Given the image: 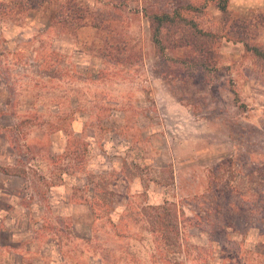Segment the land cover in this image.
<instances>
[{"label":"rangeland","instance_id":"1","mask_svg":"<svg viewBox=\"0 0 264 264\" xmlns=\"http://www.w3.org/2000/svg\"><path fill=\"white\" fill-rule=\"evenodd\" d=\"M218 2L0 1V264H264V0Z\"/></svg>","mask_w":264,"mask_h":264},{"label":"trees","instance_id":"2","mask_svg":"<svg viewBox=\"0 0 264 264\" xmlns=\"http://www.w3.org/2000/svg\"><path fill=\"white\" fill-rule=\"evenodd\" d=\"M218 9L220 10L221 13H225L226 12V6H227V0H218ZM30 0H26V4L31 6V7H35V5H30L29 4ZM4 6L2 5V3H0V15L3 12V8ZM68 7V6H67ZM74 7H68V9H73ZM78 11V10H77ZM76 10H72V13H75V17L74 20L76 21V28H81V27H85L88 25V21H85L83 18L84 15H79L77 13ZM81 12V11H80ZM149 23H150V27H151V32H152V41L154 43L155 46H157L160 50L162 49V44H161V40H160V31L162 28H164V26L170 25L175 23L176 18L180 21H184L185 18L182 17V15H180V13L178 11H171V12H158V13H148V11L145 13ZM56 18H58V15H56ZM63 21L61 20H56L55 24H59ZM90 206L93 208V204L90 203ZM155 211H158V209L161 208H152ZM154 224L156 225L157 232H160V230H165V228H171L175 231V234L177 236V230L176 228H173L171 226V222L170 221H166L164 224V221H161L159 219V216H156V219L154 220Z\"/></svg>","mask_w":264,"mask_h":264},{"label":"crops","instance_id":"3","mask_svg":"<svg viewBox=\"0 0 264 264\" xmlns=\"http://www.w3.org/2000/svg\"><path fill=\"white\" fill-rule=\"evenodd\" d=\"M0 1H1V0H0ZM0 26H2V27H1L2 29H4V28H5V27H3V25H0ZM1 32H3V30H1Z\"/></svg>","mask_w":264,"mask_h":264}]
</instances>
